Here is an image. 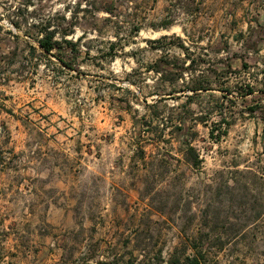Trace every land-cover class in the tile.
<instances>
[{
  "label": "rangeland",
  "instance_id": "obj_1",
  "mask_svg": "<svg viewBox=\"0 0 264 264\" xmlns=\"http://www.w3.org/2000/svg\"><path fill=\"white\" fill-rule=\"evenodd\" d=\"M18 17L66 31L69 65ZM31 158L67 209L4 191L0 264H264V0H0L1 184Z\"/></svg>",
  "mask_w": 264,
  "mask_h": 264
},
{
  "label": "trees",
  "instance_id": "obj_2",
  "mask_svg": "<svg viewBox=\"0 0 264 264\" xmlns=\"http://www.w3.org/2000/svg\"><path fill=\"white\" fill-rule=\"evenodd\" d=\"M108 12H113L112 9L110 8H105ZM19 11L17 10V16H18ZM24 18V17H23ZM25 22L22 23L21 19L19 17L17 19H13L12 23L14 27L17 30H21L25 38L22 34L19 32H14L10 31L12 33V37L16 41H23L29 48V52L31 55H35L38 51L37 45H35L33 42H31L30 39L35 40L38 45L42 48V50L48 54H55L56 57L63 62L66 65H69V63L66 61L65 58L60 56L58 53H54L56 49L62 48L64 44H66L73 52L75 51L76 53V44L70 40L67 39V32H60L56 27L52 25V21L50 19L45 20L44 22L36 23L34 22H29L27 21V17L24 18ZM27 22V23H26ZM26 24V25H25ZM184 46V45H183ZM114 48V44H111V49ZM187 50V48L185 47ZM188 58L190 60L189 65L187 67H183L180 69V71H185V70H193L194 65L197 63V60L195 58H191L189 53H188ZM161 62L162 59L159 61H156V65H154L152 68L156 72H160L161 76L164 78L167 75L165 73H168V71H164L161 67ZM171 62H168L170 64ZM172 74V73H171ZM189 88L193 91H198V90H204L208 89L209 87L202 85L201 81H195L194 84L189 86ZM253 93V90H249L246 94ZM244 95V94H243ZM203 120V119H202ZM222 120H225L222 118ZM202 122H205L203 120ZM214 135V130L211 131V136ZM184 153V158L185 160L190 163L192 166H199L201 164V157L199 152L197 151V148L194 145L189 144ZM177 263V264H201V260L198 255H193V256H187L184 262L180 261V259L172 261V263Z\"/></svg>",
  "mask_w": 264,
  "mask_h": 264
},
{
  "label": "crops",
  "instance_id": "obj_3",
  "mask_svg": "<svg viewBox=\"0 0 264 264\" xmlns=\"http://www.w3.org/2000/svg\"><path fill=\"white\" fill-rule=\"evenodd\" d=\"M8 112L12 113L11 110ZM40 163L41 159H29L26 161V169L23 173H21V175H17L19 170H16L15 168L16 175L12 176L13 180L4 181L2 183L4 185L1 184V180L7 171L6 169L0 177V195L4 191L9 192V194L14 192L15 194L20 195L19 197L21 201L19 202H22V212L31 216L42 210L50 214L54 211V209H67L63 202L54 200V197L48 198L47 194H45L49 185L46 184L45 186H40L38 184V182H42L41 178L43 176V173L38 170ZM10 170L12 172V169ZM63 172L54 175L47 174L45 179L46 182H50L51 186H54V183H56L55 187H59V190H67L65 183L69 180V178ZM29 198H32V201H30ZM57 213H60V211L57 210ZM48 220L51 221L49 218Z\"/></svg>",
  "mask_w": 264,
  "mask_h": 264
}]
</instances>
